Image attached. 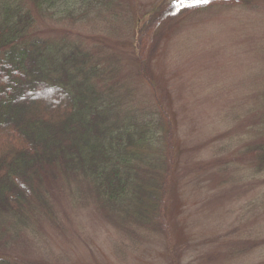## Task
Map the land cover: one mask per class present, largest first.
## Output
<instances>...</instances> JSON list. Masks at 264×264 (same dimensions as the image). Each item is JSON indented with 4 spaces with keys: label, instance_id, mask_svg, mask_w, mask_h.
I'll return each instance as SVG.
<instances>
[{
    "label": "rangeland",
    "instance_id": "374dc122",
    "mask_svg": "<svg viewBox=\"0 0 264 264\" xmlns=\"http://www.w3.org/2000/svg\"><path fill=\"white\" fill-rule=\"evenodd\" d=\"M85 9L79 21H60L34 7L32 30L102 67L118 60L129 107L167 108L176 152L169 228L112 223L89 181L54 174L36 183L29 224L3 220L0 255L50 264H264V168L253 151L264 141V0H96L78 5L77 16ZM156 15L143 78L137 20Z\"/></svg>",
    "mask_w": 264,
    "mask_h": 264
},
{
    "label": "trees",
    "instance_id": "16d2710c",
    "mask_svg": "<svg viewBox=\"0 0 264 264\" xmlns=\"http://www.w3.org/2000/svg\"><path fill=\"white\" fill-rule=\"evenodd\" d=\"M94 1L0 0V227L7 219L29 224L40 198L36 183L55 174L89 181L112 223L162 233L169 228L166 194L176 152L167 108L129 107L118 60L102 67L82 49L51 46L32 30L34 7L60 21H79L86 9L78 17L76 7L92 8ZM157 17L137 20L141 77ZM53 95L61 100L43 103ZM253 151L255 165L264 168V141ZM0 264L50 263L0 255Z\"/></svg>",
    "mask_w": 264,
    "mask_h": 264
},
{
    "label": "snow or ice",
    "instance_id": "6c2138e0",
    "mask_svg": "<svg viewBox=\"0 0 264 264\" xmlns=\"http://www.w3.org/2000/svg\"><path fill=\"white\" fill-rule=\"evenodd\" d=\"M205 2H207V0H205Z\"/></svg>",
    "mask_w": 264,
    "mask_h": 264
}]
</instances>
